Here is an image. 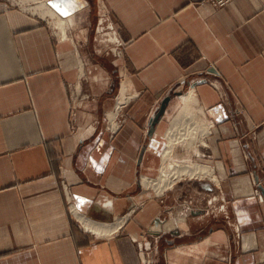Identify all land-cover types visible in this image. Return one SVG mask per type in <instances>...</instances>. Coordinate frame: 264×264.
I'll return each instance as SVG.
<instances>
[{"label": "crops", "instance_id": "obj_1", "mask_svg": "<svg viewBox=\"0 0 264 264\" xmlns=\"http://www.w3.org/2000/svg\"><path fill=\"white\" fill-rule=\"evenodd\" d=\"M47 1L67 38L0 0V264H264V0ZM189 91L215 180L158 193Z\"/></svg>", "mask_w": 264, "mask_h": 264}, {"label": "bare ground", "instance_id": "obj_2", "mask_svg": "<svg viewBox=\"0 0 264 264\" xmlns=\"http://www.w3.org/2000/svg\"><path fill=\"white\" fill-rule=\"evenodd\" d=\"M31 6L29 8L33 9V12H38V9H42V13H50V16L54 20V27L62 31L61 38L65 39L68 36L65 32V27L69 26L70 20L62 15H60L47 0H29ZM35 12V13H36ZM128 82L123 80L120 87V99L124 100V94L127 91ZM180 101L184 103V107L179 109L174 118L171 120L170 129L167 133V143L161 155V165L159 167V173L156 180L150 181V174H143L141 182L144 185L152 186L158 193L162 192L164 189L169 188L177 180L181 179L182 175H188L189 178H201L204 175H209V178L215 180V174L213 173L212 166L210 164H205L202 162H195L190 158V156L178 155L177 147L183 145V143L191 145L192 142L197 138V133L205 135L208 132L206 125L205 130H203L202 121L205 122L206 118L204 116L203 110L198 104V101L193 93L189 91L185 93L180 98ZM118 107V104H117ZM118 109V108H117ZM111 118L114 113H110ZM199 120V121H198ZM201 123V124H200ZM114 126V124H113ZM192 136L191 141H187L188 137ZM205 145L204 140H200ZM184 178V177H183ZM78 219L81 220L82 225L88 230H110V228H99L92 225L90 221L78 215Z\"/></svg>", "mask_w": 264, "mask_h": 264}, {"label": "rangeland", "instance_id": "obj_3", "mask_svg": "<svg viewBox=\"0 0 264 264\" xmlns=\"http://www.w3.org/2000/svg\"><path fill=\"white\" fill-rule=\"evenodd\" d=\"M9 1L11 2L12 5H14L16 7H19V8L21 7L22 9H24V10H26L28 12H33V9L29 8V6L32 5L31 4L32 1H29V0H9ZM100 9H101V5L99 4V2H96V9H94L95 11H93L92 13H95V16H96V20H95V25L94 26H96V22H97L96 31H98L99 39L101 41L103 38H107V36L105 35V31L104 30L103 31H99V29H98V18H100V19L103 18L101 16L102 13H101ZM41 11H42V9H38V12H36V11L35 12L39 13L41 15H50V13H42ZM104 22H105V24L107 23V21H104ZM53 23H54V20H52V26H53V28H55ZM59 32H60V28H59ZM111 40H112V38H111ZM104 50H106V49L102 48V42H101V47H99L98 49L93 48V50H91L89 52V54H92L95 57H103V53H105ZM79 54H80V57L82 58L83 62H85V60L83 59V55L81 54V51H79ZM176 107L179 110L182 107H184V103L179 100L177 105H176ZM178 110H177V112H178ZM176 113H175V115H176ZM174 116L171 118V120L174 118ZM171 120H170V124H169L168 129H170ZM201 125L203 126V130H205L206 123L204 121H202ZM167 133H168V130L165 133V138L166 139H167ZM197 135H198L197 138H195V140L192 142L191 145L186 144V143H183V145H179L177 147V154L178 155L190 156V158L192 160H194L195 162H202V163L208 164L207 162L204 161V158H206L204 156L207 155V147H206V145L201 144L202 142L200 141V140H202V141L204 140L206 142L205 137H204L205 135H201L199 133V131H198ZM191 138H192V136L188 137L186 140L190 142ZM164 149H165V147L163 148V150ZM161 155H162V153L160 154V158H161ZM158 173H159V168H158ZM204 176H206V175H204ZM204 176H202V177H204ZM157 177H158V174H157L156 177L150 176L149 179H150V181H152V180H156ZM181 177L182 178L183 177L184 178H188L189 176L188 175H182ZM192 178H194V177H192ZM148 187H152V186H148Z\"/></svg>", "mask_w": 264, "mask_h": 264}, {"label": "water", "instance_id": "obj_4", "mask_svg": "<svg viewBox=\"0 0 264 264\" xmlns=\"http://www.w3.org/2000/svg\"><path fill=\"white\" fill-rule=\"evenodd\" d=\"M169 99H170V96L169 95H166L162 99V101L160 102L159 109L157 110V112L154 114V116L152 117V119L150 121V127H149V131H148V135H151L152 134V132L154 130V126H155L156 122L159 120V118L163 115V113L165 111V107H166Z\"/></svg>", "mask_w": 264, "mask_h": 264}, {"label": "built area", "instance_id": "obj_5", "mask_svg": "<svg viewBox=\"0 0 264 264\" xmlns=\"http://www.w3.org/2000/svg\"><path fill=\"white\" fill-rule=\"evenodd\" d=\"M229 1H231V0H208V2L211 4V5H213V6H216V7H219V6H223V5H225L226 3H228ZM101 13H102V19H104L105 18V15H106V10H105V8H104V6H102L101 5ZM263 129H264V126L262 127ZM68 198V197H67ZM68 202H69V210L72 212V213H77L76 212V208H75V206H74V204H73V202L72 201H70V200H68Z\"/></svg>", "mask_w": 264, "mask_h": 264}]
</instances>
